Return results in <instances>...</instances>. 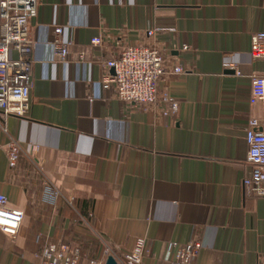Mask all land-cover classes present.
Instances as JSON below:
<instances>
[{"label":"crops","instance_id":"1","mask_svg":"<svg viewBox=\"0 0 264 264\" xmlns=\"http://www.w3.org/2000/svg\"><path fill=\"white\" fill-rule=\"evenodd\" d=\"M53 25L71 41L65 62L54 59ZM154 26L167 68H184L158 85L177 101L173 115L134 109L100 83L112 72L104 62ZM259 31L264 0H37L29 109L0 113V193L23 212L16 234L0 230V264H39L49 243L79 247L78 264H105V250L128 251L138 238L141 264H169V242L199 241L194 264L264 257V197L242 184L249 120L264 133V99H249L264 69L249 55ZM99 35L102 47L90 42Z\"/></svg>","mask_w":264,"mask_h":264},{"label":"built area","instance_id":"2","mask_svg":"<svg viewBox=\"0 0 264 264\" xmlns=\"http://www.w3.org/2000/svg\"><path fill=\"white\" fill-rule=\"evenodd\" d=\"M36 13L37 0H0V113L23 117L29 109L33 43L28 35V21ZM62 28L61 25H53L54 36L51 42L56 62L67 61L71 44V41L61 38ZM161 30L159 26L147 29L139 43L122 47L116 58L106 60L104 65L112 69V72L103 74L100 83L111 97L132 108L166 116L177 112L178 103L167 94L159 92V82L167 74L181 73L184 68L180 64L167 68L165 57L154 42ZM90 42L99 47L104 44L100 35L92 37ZM186 48V45L182 46V49ZM11 51L16 54L15 57L10 56ZM249 55L253 60H264V31L251 36ZM78 58H84L82 52L78 53ZM249 99L251 102L264 99V69L252 75ZM258 124L257 119H250L245 133L247 159L252 170L242 180V184L248 195L264 197V133L256 129ZM18 156L16 142H9L7 158L10 167L16 165ZM46 194L54 199L57 192L46 186ZM22 218L23 212L7 207L6 197L0 193V230L9 235L16 234ZM199 248V241H190L184 245L169 242V264H194ZM104 252L121 264H141L145 241L143 238L136 239L133 247L122 253L109 250ZM80 255L79 247L49 243L40 252L39 264H78ZM256 264H264V257H260Z\"/></svg>","mask_w":264,"mask_h":264},{"label":"water","instance_id":"3","mask_svg":"<svg viewBox=\"0 0 264 264\" xmlns=\"http://www.w3.org/2000/svg\"><path fill=\"white\" fill-rule=\"evenodd\" d=\"M105 264H118V263L112 256H108Z\"/></svg>","mask_w":264,"mask_h":264}]
</instances>
